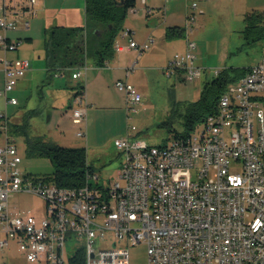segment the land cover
I'll list each match as a JSON object with an SVG mask.
<instances>
[{
  "label": "built area",
  "instance_id": "1",
  "mask_svg": "<svg viewBox=\"0 0 264 264\" xmlns=\"http://www.w3.org/2000/svg\"><path fill=\"white\" fill-rule=\"evenodd\" d=\"M3 7L0 67L5 82L0 97L7 107L18 104L10 94L31 63L8 57L21 41L7 37L17 22ZM191 8L199 9L198 1ZM128 14L137 15L138 9L132 7ZM196 21L195 14L188 17V36ZM121 36L128 39V49L140 53L153 43L149 39L138 44L129 28ZM115 49L123 51L124 46L115 44ZM196 49L188 38L186 51L166 68L167 76L184 73L188 83L200 78L205 69L196 66ZM221 71L214 70L215 77ZM86 72V65L77 68L72 78L79 80ZM116 87L125 93L128 110L135 112L142 94L129 81L119 80ZM76 93L71 119L85 127L77 135L87 140L85 86ZM10 123L7 111L0 113V253L14 241L32 264H64L67 243L76 239L71 258L83 253L85 264H132L131 249L139 245L146 246L147 264H264V56L228 86L217 112L189 135L154 146L135 126L129 127L115 140L124 162L108 188L92 184L99 178L96 174L88 173L82 187L61 188L47 177L24 173ZM188 170L194 174H181ZM15 193L43 197L46 218L13 208L10 198Z\"/></svg>",
  "mask_w": 264,
  "mask_h": 264
},
{
  "label": "rangeland",
  "instance_id": "2",
  "mask_svg": "<svg viewBox=\"0 0 264 264\" xmlns=\"http://www.w3.org/2000/svg\"><path fill=\"white\" fill-rule=\"evenodd\" d=\"M195 1L205 11V14L196 12L197 21L190 37L197 46L196 66L205 69L195 82H186L184 73L167 76L166 68L176 54L185 51L187 38L169 42L163 39L161 32L153 34L152 21H162L165 9L157 8L153 15H145L141 10L142 2L137 1L136 8L140 11L137 16L128 14L124 27L136 32L134 39L139 44L154 39L155 42L148 50L140 53L138 49L132 52H119L115 49V57L108 62V66L99 67L90 47L84 77L74 80L67 76V85L62 89L58 85L61 80L50 77L47 72L43 75L39 73L26 92L29 97L27 105L21 108L10 107L9 115L13 120H20L28 109L37 110L28 132L33 136H44L46 140L64 147L86 148L88 161L99 177L98 180L92 179V184L95 187H110L113 181H117L124 162L115 140L126 135L129 127L135 126L139 136L151 145H167L174 138L175 132L160 125L173 119L174 129L180 133L183 131V114L200 98L204 85L215 77L214 70L249 68L259 63L264 56V40L248 43L245 38L244 16L237 12L235 1L223 0L219 4ZM189 3L192 4V1ZM258 5H262L259 10L264 12V0ZM43 42H37L41 49ZM128 42L120 34L116 46L126 47ZM32 65H35L34 61ZM129 68L132 70L128 77ZM119 80L129 81L142 94L143 100L135 112L128 110L125 93L117 89L116 82ZM82 85L85 86L89 104L87 140L77 135L85 127L73 124L70 117L75 108L72 90H77ZM16 144L23 157L21 167L24 173L36 177L52 176L54 168L50 159L27 156L23 135L16 136ZM181 174L190 177L194 171H182ZM10 205L22 212L31 211L38 220L46 218V203L39 195L15 193L10 198ZM75 242L77 240L73 239L67 243L68 253L64 254V264H73L71 257L75 254ZM147 261L145 245L131 249L132 264H147ZM0 264L32 263L26 260L19 251L18 244L13 241L7 250L0 253Z\"/></svg>",
  "mask_w": 264,
  "mask_h": 264
},
{
  "label": "trees",
  "instance_id": "3",
  "mask_svg": "<svg viewBox=\"0 0 264 264\" xmlns=\"http://www.w3.org/2000/svg\"><path fill=\"white\" fill-rule=\"evenodd\" d=\"M135 0H86V23L68 27L57 26L45 32L44 50L48 62V74L55 77L77 68L84 67L90 54L94 52L99 67H106L115 57V44L125 29L124 23L128 10L136 7ZM245 38L248 43L264 40V13L253 10L245 15ZM185 30L170 27L166 31L168 40L184 37ZM247 68H226L219 76L207 82L200 98L192 103L183 114V131L174 129L173 119L160 126L175 132V137L189 135L208 116L217 112L221 96L228 86L240 80ZM81 87V86H79ZM75 93L74 95H76ZM38 113L32 110L25 114L21 124L10 123L11 134L23 135L26 142V154L29 157L50 159L54 171L47 179L61 188L82 187L87 182V174H96L88 161L86 148L64 147L44 136H33L28 130L31 119ZM73 264H85L83 253L71 258Z\"/></svg>",
  "mask_w": 264,
  "mask_h": 264
},
{
  "label": "crops",
  "instance_id": "4",
  "mask_svg": "<svg viewBox=\"0 0 264 264\" xmlns=\"http://www.w3.org/2000/svg\"><path fill=\"white\" fill-rule=\"evenodd\" d=\"M190 1H192V3L195 2V0H174L171 2H168L167 0H147L146 4L142 3L141 10L146 13L145 15H153L155 9L164 8L165 9L164 19L162 21L153 20L152 21L153 29L151 30V32L153 34H155L156 32L160 34L161 32L163 39L169 42L177 41L183 38H187L188 41V38L191 40L190 37L194 33L193 32L188 36L186 32L187 26L189 25L188 17L191 14H195L197 19L196 12L200 14H205L204 9L200 7V5H199L200 9L193 10L191 8L192 4L189 3ZM208 1L209 4L210 3L219 4L223 0H214V1L208 0ZM233 1L237 3V12L242 16H244V18L247 13L253 10L260 11L259 8H261L262 6V5H258V3L261 0H233ZM29 4H30V0H26V1L0 0V15H3L4 13L3 6L6 5V12L8 16L11 19L16 20L17 22V28L15 30L6 32L7 37L11 41H21V44L18 47V49L9 52L8 57L10 59L21 58V59H28L31 61L30 70L25 74L24 77H22L19 80L16 88L10 94V96L17 98L18 104L8 105L6 107L5 98L0 97V113H5L7 111L8 115H9L10 107L21 108L22 106L27 105L28 103L27 100L29 99V97H27L26 92L27 90H30L31 82L39 73L43 75L45 74V72L48 73L49 71L48 62L46 60V54L44 50V42L42 49L39 48V45L37 44V42L39 43L40 40L44 41L45 32L57 26L74 27L82 24L84 25L87 19L86 0H36L35 4H33L32 6H30ZM148 9H151L152 13L148 14L147 12ZM139 11L140 10L138 9V13ZM260 12L264 13L263 11ZM26 23H29L28 27L26 26ZM170 27H179L185 30L184 37L168 40L166 38V31ZM131 30L134 32V36H135L136 32L133 29ZM3 33L4 32L0 30V34ZM146 41L148 40H145V42ZM187 41L185 42V51H186ZM153 42H155L154 39ZM128 45L129 42L128 44H126V47H124L123 50L124 52L125 51L132 52L134 50V49H128ZM123 51H119V52H123ZM32 61L35 62V65H32ZM131 70H132L131 68L127 69L128 77L130 76ZM67 76L73 79L70 71H66L63 74H59L54 77L61 80L60 84H58L59 88L62 89L65 88V85H67V81H66ZM4 82H5L4 73L0 67V90L4 87ZM75 93L76 90H72L71 97L72 96L74 97ZM32 110L35 109H28L27 111H25L22 114L20 120L19 119L13 120L9 115L11 123L21 124V121L25 116V114ZM88 111H89V107H88ZM87 117H88V112H87Z\"/></svg>",
  "mask_w": 264,
  "mask_h": 264
}]
</instances>
